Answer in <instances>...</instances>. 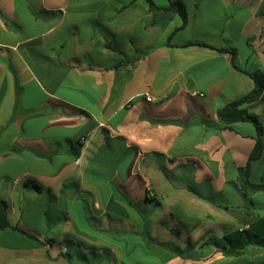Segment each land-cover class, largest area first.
<instances>
[{"label": "crops", "instance_id": "crops-1", "mask_svg": "<svg viewBox=\"0 0 264 264\" xmlns=\"http://www.w3.org/2000/svg\"><path fill=\"white\" fill-rule=\"evenodd\" d=\"M153 2L187 22L147 0H0V264H264L212 243L264 217L237 170L257 129L217 117L264 74V0ZM244 108L264 128V91ZM251 167L264 182V151Z\"/></svg>", "mask_w": 264, "mask_h": 264}, {"label": "trees", "instance_id": "trees-1", "mask_svg": "<svg viewBox=\"0 0 264 264\" xmlns=\"http://www.w3.org/2000/svg\"><path fill=\"white\" fill-rule=\"evenodd\" d=\"M151 9H166L175 10L183 18L184 23L187 22L186 9L183 3L173 2L169 8H161L154 4L153 0H147ZM189 43L187 45H192ZM206 47V44H201ZM212 49L218 50L219 52H229L232 54V61L234 67L238 70L243 71L236 64V52L234 50L220 47ZM256 83L255 89L232 102H229L224 107L220 108L217 112L218 121L224 124H232L235 122H250L254 124L257 129V138L255 147L249 157L248 164L246 166L238 167V177L240 184L246 195H251L258 192L264 191V182H256L252 177L251 164L257 161L264 151V128L259 119L250 114L247 109L244 108L246 104H250L259 99L264 91V74L263 73H249ZM11 227L8 220V205L4 201H0V230ZM213 245L221 248L226 256H241L247 252L249 245L264 246V217L260 218L256 222L252 223L247 229H242L232 233L231 235L225 236L223 239L216 241L214 240Z\"/></svg>", "mask_w": 264, "mask_h": 264}, {"label": "built area", "instance_id": "built-area-1", "mask_svg": "<svg viewBox=\"0 0 264 264\" xmlns=\"http://www.w3.org/2000/svg\"><path fill=\"white\" fill-rule=\"evenodd\" d=\"M146 100L148 101V102H154L155 101V99L153 98V97H151V96H146ZM242 230V229H241Z\"/></svg>", "mask_w": 264, "mask_h": 264}]
</instances>
